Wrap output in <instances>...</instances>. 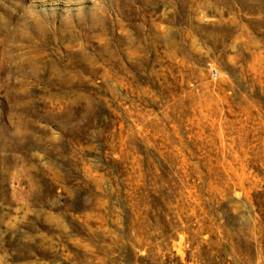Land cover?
<instances>
[{
	"label": "rangeland",
	"instance_id": "374dc122",
	"mask_svg": "<svg viewBox=\"0 0 264 264\" xmlns=\"http://www.w3.org/2000/svg\"><path fill=\"white\" fill-rule=\"evenodd\" d=\"M0 264H264V0H0Z\"/></svg>",
	"mask_w": 264,
	"mask_h": 264
}]
</instances>
